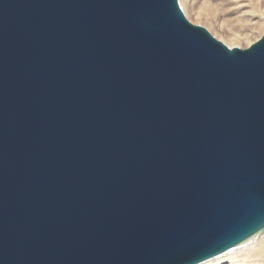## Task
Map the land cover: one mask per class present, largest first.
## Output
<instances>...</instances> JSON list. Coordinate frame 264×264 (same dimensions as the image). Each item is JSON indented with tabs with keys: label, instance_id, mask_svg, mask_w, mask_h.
<instances>
[{
	"label": "water",
	"instance_id": "95a60500",
	"mask_svg": "<svg viewBox=\"0 0 264 264\" xmlns=\"http://www.w3.org/2000/svg\"><path fill=\"white\" fill-rule=\"evenodd\" d=\"M264 231V34L178 0H0V264H196Z\"/></svg>",
	"mask_w": 264,
	"mask_h": 264
},
{
	"label": "bare ground",
	"instance_id": "6f19581e",
	"mask_svg": "<svg viewBox=\"0 0 264 264\" xmlns=\"http://www.w3.org/2000/svg\"><path fill=\"white\" fill-rule=\"evenodd\" d=\"M178 3L188 21H192L191 15H193L196 22L205 24L212 30L214 37L229 48H247L264 34V0H178ZM216 6L221 7L227 21L245 25L246 32L241 35L229 33L226 37L218 32L222 30V23L219 25L215 21L218 28L215 26L213 28L209 20L204 21L203 18L206 19L204 14L208 7L211 9ZM240 41H245V44L241 46ZM196 264H264V231Z\"/></svg>",
	"mask_w": 264,
	"mask_h": 264
},
{
	"label": "rangeland",
	"instance_id": "374dc122",
	"mask_svg": "<svg viewBox=\"0 0 264 264\" xmlns=\"http://www.w3.org/2000/svg\"><path fill=\"white\" fill-rule=\"evenodd\" d=\"M204 16L206 17V19L203 18V20L204 21L209 20L212 23L213 28L217 27L215 21L217 22V24L222 23V30H219L218 32L220 34H223L224 36L226 35V37L228 36L229 33H236L237 35H241L247 30V27L241 23L238 24L235 21H227L226 14H223V10H221V7H218V6H216L215 8H211V9L208 7ZM191 20L193 24H197V25H200L206 28L213 35L212 30L208 29L207 26L203 24L202 22H196L195 17L193 15H191ZM251 37L253 38V35ZM244 44H245V41H240L241 46H243Z\"/></svg>",
	"mask_w": 264,
	"mask_h": 264
}]
</instances>
